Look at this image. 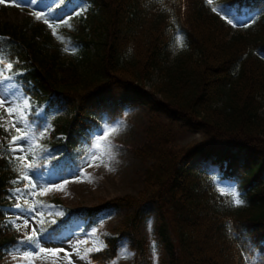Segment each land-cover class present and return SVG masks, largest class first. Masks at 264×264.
<instances>
[{
	"label": "trees",
	"instance_id": "obj_1",
	"mask_svg": "<svg viewBox=\"0 0 264 264\" xmlns=\"http://www.w3.org/2000/svg\"><path fill=\"white\" fill-rule=\"evenodd\" d=\"M60 0H43L58 21ZM86 17L71 18L58 34L78 50L64 51L57 38L36 40L15 26L0 25V59L14 62L12 72L23 94L47 103L38 127L58 111L63 118L41 144L39 165L53 175L72 176L94 136L120 118L126 108L144 106V139L132 149L142 170L143 191L95 208H79L56 224L45 225L54 240L83 221L97 225L102 212L129 211L118 237L89 255L111 264L119 239L128 241L132 264H152L148 241L139 236L143 209L153 205V235L167 264H264V0H83ZM227 5L236 19L254 22L235 30L212 9ZM176 35L184 47L174 53ZM65 55H74L65 60ZM156 77L149 93L147 82ZM186 133L203 142L184 148ZM0 127V197L20 186L18 165L4 152ZM195 159L219 165L233 180L244 205L232 207L201 175L187 166ZM18 180V183L14 181ZM0 205V257L17 245Z\"/></svg>",
	"mask_w": 264,
	"mask_h": 264
},
{
	"label": "rangeland",
	"instance_id": "obj_2",
	"mask_svg": "<svg viewBox=\"0 0 264 264\" xmlns=\"http://www.w3.org/2000/svg\"><path fill=\"white\" fill-rule=\"evenodd\" d=\"M59 2L60 5L65 7L63 17L66 19H68L69 16H71V18L86 17L91 12L90 4L83 0H60ZM32 12L48 13L50 21L56 20L52 10L44 4L43 0H38L36 5H29L23 8L13 6L10 0H4V2L0 3V25L6 23L15 26L17 31L19 33H25L26 37H29L34 29L39 28L40 33L36 38L38 42L49 39L52 45L53 43H56V37L53 36L52 30L49 29L43 21H37L34 16L31 15ZM76 12H80L81 14L75 15ZM235 22L241 24L246 22V20L236 19ZM240 28L241 27H234L235 30H239ZM57 31H59V29H57ZM181 49L182 48L177 47L176 43L174 44L173 50L175 54ZM73 56L65 55V60L72 59ZM156 80L157 78L153 77L150 82L146 83L144 87L146 93L150 92L151 85L156 82ZM13 84H15L16 87H11ZM17 89L21 90L14 78L11 81H0V94L8 93L11 95L13 92H16ZM29 99L31 101V108L29 109L28 118L33 122L34 129L37 131L42 130L45 126H50V130L43 138L47 139L53 129V121L58 118H63L65 114L58 111L56 115L46 118L45 122L38 127V121L34 118H44V110L47 103L36 98ZM0 116L3 117V119L0 120V124L5 126L11 124V118L3 108H0ZM119 121L123 122L124 130L112 141V143L118 147L117 159L119 161L114 165V171H109L103 166L88 167L84 169L85 175L82 177L77 175L79 169L72 176L62 177L53 175L47 164H43L42 166L39 165V161L43 159L44 151L36 154L34 162L37 167L33 172L29 173V175L33 182H38V187L37 189L32 190L36 192V195L29 196L27 199L30 203L36 201L44 205L39 209V211L45 214L43 219L46 221H55L51 224H56L60 220L66 218L69 211L85 207L95 208L109 200L127 195L137 197L139 193L143 191L142 170L144 165L133 157L132 149L135 146L140 145L144 139V130L147 124V109L144 106L126 108L122 116L112 124ZM104 126L105 125H103V127ZM1 128L4 130V127ZM15 135H18V133L14 129L9 128V131L5 132L2 137V140L4 141V152L7 150L12 157L20 155L19 152L8 150V143L11 140V137ZM202 142L203 137L201 134L186 133L180 139L179 145L188 148L194 145H199ZM37 143L42 145L41 140ZM32 159V157H29V160ZM187 169L192 174L201 175L206 183L215 191H217V185L213 182L214 175L219 177L218 183H222L223 185L234 184L237 188L236 183L233 180L224 177L223 172L219 169V165L213 163L212 160L203 161L195 159L187 166ZM26 183L27 181L23 180V183L20 186L11 189L8 195L0 197V205L6 216L5 220L8 222L10 220H16V216L20 214L19 210L14 208L17 199L16 196L13 195V190L19 188L21 191L27 192L28 190L25 189ZM39 184H43L51 190L46 194L41 195L39 192ZM59 186H62V190H57ZM16 195H19V193ZM19 202L23 205V198ZM128 212L129 211L127 210L121 209L106 210L101 213L97 225L88 231H83V221H76L74 225L68 227L61 236L54 240L46 239L47 242L44 246L51 248L54 251L51 253H40L39 256H34L31 259L30 264H88V261H90L91 264H95L90 260L89 256L87 260L80 259L77 255V251H79L80 255H83L86 248L93 247L94 245H102V250H104L107 246L106 239L118 237L119 229ZM58 213H62V215H59ZM142 213L144 219L139 227L138 234L148 241L149 257L151 258L152 264H167L162 247L153 235V230L157 224L155 207L151 204L147 205ZM40 219V216H35L34 219L29 221V227L26 229L22 228L20 232H17L15 228H13L14 230L11 232V235L16 237L18 241L21 240L25 232L30 234L32 228L37 227L36 221ZM16 223L22 224V220L16 221ZM4 224L5 223H1L0 225L4 226ZM149 224H151V229H149ZM93 231L96 233L95 236L89 235ZM81 240L89 241V243L80 244L79 248L74 250L71 245L76 244L77 241ZM153 242H155L156 247L155 256L153 255ZM125 248L130 255L127 258H121V252ZM11 250L12 248L5 253L1 251L0 264H29L28 261L21 260L19 257L13 259L12 255L9 254ZM94 252L100 251H93L91 253ZM132 257L133 253L129 250L128 241L126 239H119L117 244V256L111 264H132ZM253 264L261 263L257 259Z\"/></svg>",
	"mask_w": 264,
	"mask_h": 264
},
{
	"label": "snow or ice",
	"instance_id": "obj_3",
	"mask_svg": "<svg viewBox=\"0 0 264 264\" xmlns=\"http://www.w3.org/2000/svg\"><path fill=\"white\" fill-rule=\"evenodd\" d=\"M4 0H0V3ZM13 6L17 7H27L29 5H36L38 0H10ZM209 4L213 0H207ZM216 12L217 15H220L221 19L226 20L227 23L231 24L232 27H249L250 23L254 22V17H250L249 21H246L241 24H237L236 17L233 15V10H231L227 5H220L212 9ZM80 12H76L75 15H80ZM31 15L37 21H43L49 29L52 30L53 36H55L59 41L64 44V51H70L72 54H75L78 50L74 45H70L63 36L58 34L57 29L62 25L71 28V24L68 19L60 18L59 21L49 19L48 13L42 12H32ZM3 39V38H0ZM176 45L178 48L184 47L183 41L181 38H177ZM14 62H6L3 59H0V81H11L14 77L21 75L19 72H12ZM11 87H16L15 84ZM0 108H3L6 113L9 114L11 118V124L5 126L0 124V127H4L5 132L9 131V128L14 129L18 135L12 136L11 140L8 143V150L12 152H19L20 155L14 156L13 159L17 162V171L21 180L27 181L25 189L27 192L21 191V189L16 188L13 190V195L16 196L17 203L14 205V208L19 210V215L16 216V220H10L8 223L11 227L15 228L17 232H20L22 228L26 229L29 227V221L34 219L35 216H40L41 219L36 221L37 227L32 228L31 233L25 232L23 238L17 242V245L12 248L10 255L13 259L19 257L21 260L28 261L29 264L31 259L34 256H39L40 253H51L54 250L47 248L44 244L47 242L43 233L46 231L45 225L54 223L55 221H46L43 219L44 213L39 211L42 205L40 202H29L27 197L35 196L36 192L32 191L37 189L38 182H33L29 173L33 172L37 165L34 162L36 154L41 151H47L43 148L42 145L38 144L39 140H42L47 132L50 130V126H45L42 130H35L33 122L29 120V109L31 108L30 99L23 94L20 89H17L16 92H13L11 95L8 93L0 94ZM3 117L0 116V120ZM124 130V124L122 121L116 122L114 124H106L100 131L99 134L95 135L91 145L87 150L86 156L83 158V163L80 165L78 170V176H84V169L88 167H105L109 171H114V165L118 163V147L112 143L113 139L118 136ZM29 157H32V160H29ZM219 177L213 176V182L217 185V191L221 196H227V203L232 207H240L244 205V200L241 198V194L237 190L234 184L223 185L218 183ZM67 182V181H65ZM18 183V181H14ZM51 189L45 187L43 184H39V192L41 195L46 194ZM57 190H62V186H59ZM19 193V195H16ZM23 198L24 204L22 205L19 201ZM62 215V213H58ZM22 220V224H17L16 221ZM149 229H151V224H149ZM95 231L89 235L95 236ZM89 241L81 240L77 241L76 244L71 245L74 250L79 248L80 244H88ZM102 245L88 247L84 250V254L80 255L77 251V255L80 259L87 260L89 254L93 251H101ZM153 255H156L155 242H153ZM62 250V249H61ZM130 253L127 252V249H123L121 252V258H127ZM88 264H91L88 261Z\"/></svg>",
	"mask_w": 264,
	"mask_h": 264
}]
</instances>
